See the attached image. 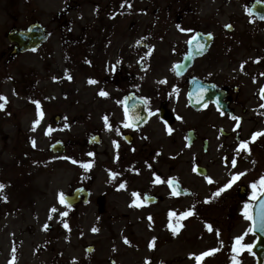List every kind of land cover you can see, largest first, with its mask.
Segmentation results:
<instances>
[{
  "label": "rangeland",
  "instance_id": "obj_1",
  "mask_svg": "<svg viewBox=\"0 0 264 264\" xmlns=\"http://www.w3.org/2000/svg\"><path fill=\"white\" fill-rule=\"evenodd\" d=\"M249 1L0 0V94L7 97L0 109V183L5 185L0 193V264H197L190 254L204 252L209 254L201 257L199 264H256L251 250H232L237 236H244V244L252 245L256 240L248 231L251 221L243 214L242 201L239 205L238 187L232 183L215 195L237 170L232 160L249 154L241 157L231 154L233 148L230 153L218 150L216 142L222 140L218 137L215 141L216 131L212 129L208 154L194 144L188 152L184 150L182 161L188 164L176 165L171 154L175 147L179 151L184 141L169 144L160 139L158 172L144 171L120 188L112 182L107 164L104 120L112 106L110 96L113 94L117 101L120 97V91L105 79L111 63L119 58L116 48L122 38L167 35L178 25L179 32L188 20L206 22V27L230 22L234 31L225 35L234 37L243 51L250 50L253 68L264 69V24L249 13ZM76 2L80 7L66 14V5ZM155 7L157 20L167 24L147 29L144 23L151 19ZM147 8L148 14H144ZM35 20L52 31L48 42L38 51L5 62L2 55L7 54V59L11 50L6 31L12 26L26 27ZM77 36L84 37L85 43L78 46L73 40ZM244 59L238 50L236 60L241 65ZM132 62L137 63V57ZM101 90L108 95H100ZM34 101L40 102L42 117H38ZM256 111L258 120L244 129L249 128L248 133L264 132V107ZM57 115L60 119L56 123ZM37 119L40 123L34 124ZM191 124L200 135L212 125L201 122L200 114H192ZM96 133L102 135L101 143L91 146L88 138ZM252 137L249 142L255 152L246 158L244 167L238 168L249 172L247 177L264 172V135ZM58 139L68 145L63 155L48 151ZM89 161L92 166L85 168L83 164ZM254 161L261 165L255 166ZM198 164L210 168L206 177L195 172ZM154 173L159 175V182ZM175 175L186 179L193 190L191 197L171 192L167 180ZM80 185L92 190L88 204L71 208L60 203V193L65 195ZM147 191L160 194L163 200L156 205L146 203L143 194ZM101 192L107 195V209L102 215L95 204ZM133 192L140 194L143 203H131ZM170 211L176 215L170 218ZM65 212L67 215H61ZM181 212L191 214L180 217ZM170 221L173 227L180 225L175 234ZM90 245L93 250L87 252L85 248Z\"/></svg>",
  "mask_w": 264,
  "mask_h": 264
},
{
  "label": "flooded vegetation",
  "instance_id": "obj_2",
  "mask_svg": "<svg viewBox=\"0 0 264 264\" xmlns=\"http://www.w3.org/2000/svg\"><path fill=\"white\" fill-rule=\"evenodd\" d=\"M79 7L80 4L76 2L74 8ZM154 16H158V13ZM146 23L145 26L149 28L167 24L158 20ZM204 23L206 22L188 20L184 29L190 31H184V34L171 29L168 33L165 32L167 35L141 39L122 38L120 47L116 48L119 50V59L111 63L110 75L105 79L110 87L120 91L118 101L114 100L110 92L112 106L108 111L107 124L111 127L106 126L109 150L107 164L110 173L117 174L115 178L111 176L116 186L131 182L144 171L158 172L160 139L168 140L169 144L184 141L183 147L179 151L175 147L176 153L171 154L176 165L188 164V161H182L184 150L187 149L188 152V147L192 148L194 144H199L203 154H208L213 143L212 129L216 131L215 141L218 137L222 140L216 142L217 149L226 150L227 153H230L231 148L235 149L241 140L249 139V128L244 129L249 123L255 124L256 109L264 105V98L260 95L264 84V69L252 67L250 50L243 51L234 37L226 36L224 24L216 22L206 27ZM197 32L212 35L209 49L185 68L179 66L177 70L176 66L189 54V41ZM73 40L76 44L79 43L78 46L85 43L84 37L77 36ZM238 50L245 56L241 65L236 60ZM133 57H137V63L132 62ZM229 74L232 77H228ZM193 79L213 83L217 88L216 95L219 92L222 94V100L228 102L231 111H221L214 101L207 102L201 109L190 106L188 88ZM174 88L178 91H174ZM131 94L140 99L147 98V104L144 103L138 109L133 108L132 114L139 121L134 123V127H125L126 101ZM192 114H200L201 122L212 123L208 125L210 128L206 127L205 134L200 135L196 125L191 124ZM233 117H239V122ZM169 128L172 129L171 132L168 131ZM189 131H194L195 141L192 145H188ZM224 138L231 141L226 143ZM231 154L236 155L237 150ZM161 176L163 177L162 174ZM176 177L187 187L186 179ZM258 179L251 180L257 182ZM157 195L159 199H163L160 194Z\"/></svg>",
  "mask_w": 264,
  "mask_h": 264
},
{
  "label": "snow or ice",
  "instance_id": "obj_3",
  "mask_svg": "<svg viewBox=\"0 0 264 264\" xmlns=\"http://www.w3.org/2000/svg\"><path fill=\"white\" fill-rule=\"evenodd\" d=\"M125 2H127V0H125ZM262 18H264V17H262ZM177 27H180V26L178 25ZM181 31H190V30L181 28ZM197 46L198 47H201V48L203 47V45H200V44H198ZM176 67H177V70H178L179 69V65H177ZM68 78L71 79V76H69ZM89 82L90 83H94L95 81L90 80ZM163 82H166V81H163ZM174 91H178V90L174 88ZM204 91H205V89L202 88V87L199 89V93L200 94L197 96V99L198 100L203 99V92ZM100 95L106 96L108 94L106 92H104L103 90H101ZM260 95H261L262 98H264V87H262L260 89ZM142 102L145 103V104H147V98H142ZM6 103H7V97H5L2 94H0V109L4 108ZM34 103L37 105V114H38V117H42L43 116V112H42V109L40 107V102L39 101H34ZM261 107H264V105H261ZM125 116H126V120L124 122V126L125 127H130V126L131 127H134L135 124L132 121V119L127 118L128 117V108L127 107H125ZM233 119H235V120H237L239 122V119L240 118L239 117H233ZM104 120H105L106 126L107 127H111L110 125L107 124V121H108L107 116L104 117ZM33 123L34 124H39L40 123V120L37 119ZM165 123H167V122H165ZM238 126H239V124H237V127ZM65 127H68V125L65 124ZM48 131L50 132L51 131V128H49ZM168 131L171 132L172 129L169 128ZM258 135H264V132L254 133L252 139H255V137L258 136ZM33 143H35V142H33ZM248 143H249V141L241 140L239 142V145H238V150L247 149L248 148ZM89 155H93V154L92 153H89ZM235 163H236V160L233 159L232 160V164L235 165ZM91 164H92V162L89 161L87 163H84L83 166L85 168H89V167H91ZM110 174H111V176L113 178H115V176L117 175L114 172L113 173H110ZM243 174L244 173L234 174L232 176L231 180L227 184H225L222 188H219L217 190V192L215 193V195H219V193L222 192V191H224V189L230 187L231 184L234 183L239 178V176H241ZM154 175L156 176V182H159L160 181V177L158 175H156L155 173H154ZM208 179H209V182H212L211 181V178H208ZM168 183H169L170 186L173 185L174 184V178H170L169 181H168ZM4 187H5V185L2 184V183H0V193H2V190L4 189ZM119 187L120 188H124L125 187V184L124 183H120ZM252 189H253V191H252V199L253 200H255L258 196H260L262 193H264V176H261L258 182H253ZM174 194H179V193H176L174 191ZM59 195H60V203L66 204L67 201L64 198V194L63 193H60ZM132 196L134 197V199L131 202L133 205H137L138 206L140 203H143V201L140 200V194L139 193L133 192L132 193ZM3 198L5 200L7 199L6 196H4ZM68 206L71 207V205H68ZM250 208H251V205L248 204V203H245L244 209H243L244 216L248 220L253 221V227H251V228L248 229L249 232L254 231L255 230V227L257 226V221L254 218V216L252 215V213L250 212ZM51 211L54 212L55 211V208H53ZM190 214H191L190 212H181L179 215H180V217H185V216L190 215ZM61 215H67V213L66 212L65 213H61ZM175 215H176V213L171 212V211L169 212V217L170 218L173 217V216H175ZM149 219H151V217H149ZM258 226L260 227V230L261 231H264V199H261V201H260V218H259V224H258ZM44 227H45V229H47L48 225L45 224ZM64 227L65 228L68 227V224H67L66 221L64 222ZM169 227L172 228L173 233L175 234L179 230L180 225L177 224L175 227H173V225L171 224V221H170ZM207 227L209 228V230H212V226L211 225H207ZM96 230L97 229H95V228L93 229V231H96ZM246 234L247 233H245V235ZM234 239H235V243L232 246V250H233L234 253L239 252V251H241L243 249L251 250L252 247H253L251 244H244V243H242V241L244 239V236H237ZM126 242H127V239H126ZM221 243H223V242L221 241ZM151 246H152V244H150V247ZM217 250L218 249H211L209 251L210 252H215ZM208 254H209V252L200 253L199 255L193 253V254H190V255L194 256L195 259H196V261H197V264H199V262L201 260V257L206 256ZM235 259H236L235 256H233V260L234 261H235Z\"/></svg>",
  "mask_w": 264,
  "mask_h": 264
},
{
  "label": "water",
  "instance_id": "obj_4",
  "mask_svg": "<svg viewBox=\"0 0 264 264\" xmlns=\"http://www.w3.org/2000/svg\"><path fill=\"white\" fill-rule=\"evenodd\" d=\"M251 11L255 14L258 15V17L262 18L264 17V3L256 0L252 5H251ZM8 38L11 41H15L17 43L16 45V49L14 51V53H19V52H23L27 49H33L36 48L37 46H39L44 39L46 38V34L45 31L43 30V28H40V25L35 23L32 24L28 30L26 31H21L17 28H12L8 33H7ZM202 37L198 36L196 38H194L191 41V45L192 48L193 47H197L198 44L202 43ZM203 45V44H202ZM206 49V47H199L198 49H192V52L194 54H196L197 52H202ZM192 57L189 56V58L186 59V62L189 63L192 61L191 60ZM204 88L205 91L203 92V99L198 100L197 96L200 94L199 93V89L200 88ZM206 91H211L209 92L211 94V97H213L212 95V88L210 86L207 85H194L191 90L188 93L189 99L191 101V104L196 107L199 108L201 105H203L204 102H206L209 98V94H206ZM219 106L222 109H226L224 107L223 104L219 103ZM56 151H63L64 147L62 145H57L55 148ZM199 172L204 173V169L200 168ZM189 192V191H188ZM80 193H84L87 199L88 196V192L84 191L83 188H79L75 191L73 196H67L66 200L67 202H69L70 204H74L76 201H78V197L80 195ZM147 199L151 202H154L155 199L151 198V197H147ZM264 199V196L263 198ZM261 201V200H260ZM260 201L257 204V206L255 207L254 210V218L257 221V226L255 227V232L258 234L259 238L257 240V242L255 243V245L253 246V251L256 252L257 254V258H258V263L257 264H264V231L260 230V227L258 226L259 224V218H260ZM99 205H100V211H104V201L101 200L99 201ZM87 250H91V248H87Z\"/></svg>",
  "mask_w": 264,
  "mask_h": 264
}]
</instances>
